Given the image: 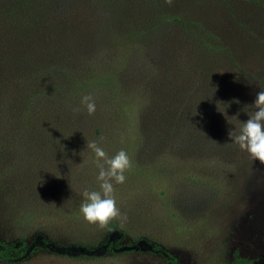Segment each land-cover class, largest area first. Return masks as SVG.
I'll return each instance as SVG.
<instances>
[{"label": "rangeland", "instance_id": "rangeland-1", "mask_svg": "<svg viewBox=\"0 0 264 264\" xmlns=\"http://www.w3.org/2000/svg\"><path fill=\"white\" fill-rule=\"evenodd\" d=\"M206 1L194 0L192 7L213 9ZM224 1L234 25L224 22L219 32L235 38L239 68L227 69V79L246 93L220 109L216 124L195 125L186 131L194 137L181 140L180 131L166 144L138 139L133 110L128 139L104 148L109 155L124 149L132 162L125 182L114 185L127 219L100 228L80 212L84 190H100L94 153L80 157L57 140L16 139L12 129L16 110L51 81L41 73L44 62L54 51L77 49L81 33L95 31L106 0H0V242L22 251L0 264H166L150 243L181 264H227L235 256L264 264V164L228 137L264 89V0ZM181 29L177 22L158 33L153 57L170 52L181 74L191 63L216 65L219 59L199 53ZM147 66L140 61L130 72L145 75ZM189 77L199 80L196 87L204 84L199 73Z\"/></svg>", "mask_w": 264, "mask_h": 264}, {"label": "trees", "instance_id": "trees-1", "mask_svg": "<svg viewBox=\"0 0 264 264\" xmlns=\"http://www.w3.org/2000/svg\"><path fill=\"white\" fill-rule=\"evenodd\" d=\"M212 2L214 8L204 10L192 7L194 0H172L171 5L165 0H140L134 5L125 2V6L117 0H106L101 4L102 15L97 18L95 31L82 32L77 49L54 51L44 62L41 73L51 81L16 110L18 121L12 129L16 139L57 140L65 152L75 148V155L83 157L89 150L87 141H97L105 148L110 141L116 145L128 139L133 110L138 139L144 143L154 140L166 144L180 131L179 138L187 140L194 135L186 131L195 125L216 124L220 109L235 105V98L246 91L239 88V82L227 79V69L239 71L234 61L235 38L231 35L226 40L219 32L224 22L234 25L232 15L227 13L231 6L224 0ZM212 12L223 16L217 20L207 15ZM177 22L199 53L204 56L207 52L213 61L219 59L216 65L191 63V68L181 74L170 52L153 57L157 34ZM120 29L122 32L117 31ZM140 61L148 64L146 74L131 73L133 64ZM196 73L204 78V84L198 87L195 83L199 80L189 77ZM86 94L96 99L95 113L89 115L82 109L74 114L72 108L79 106ZM43 99L47 102L44 107L40 105ZM150 245L166 264H181L164 247ZM21 252L19 246L0 242V261H12ZM249 263L250 259L235 256L227 264Z\"/></svg>", "mask_w": 264, "mask_h": 264}, {"label": "clouds", "instance_id": "clouds-1", "mask_svg": "<svg viewBox=\"0 0 264 264\" xmlns=\"http://www.w3.org/2000/svg\"><path fill=\"white\" fill-rule=\"evenodd\" d=\"M165 3L171 5L172 0H165ZM252 106L254 111L247 113L248 118L239 126L229 129L228 137L241 151L247 152L253 161L258 160L264 164V89L256 93ZM82 109L89 115L95 113L96 99L91 94L83 95L79 106L73 107L72 111L79 114ZM87 148L95 156L100 190H84V200L80 205L84 220L90 224H98L100 228H105L112 220L126 221L127 217L117 207L114 185L125 182V173L132 166L130 157L124 149L109 155L97 141H87Z\"/></svg>", "mask_w": 264, "mask_h": 264}]
</instances>
